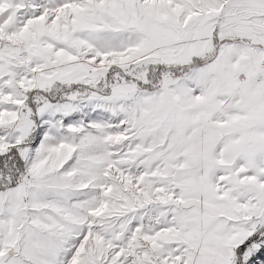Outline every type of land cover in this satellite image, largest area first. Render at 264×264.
Returning a JSON list of instances; mask_svg holds the SVG:
<instances>
[{"label":"snow or ice","instance_id":"1","mask_svg":"<svg viewBox=\"0 0 264 264\" xmlns=\"http://www.w3.org/2000/svg\"><path fill=\"white\" fill-rule=\"evenodd\" d=\"M0 264H264V0H0Z\"/></svg>","mask_w":264,"mask_h":264}]
</instances>
